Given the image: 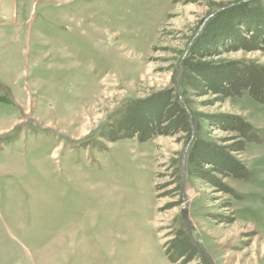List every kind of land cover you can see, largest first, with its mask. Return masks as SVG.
Segmentation results:
<instances>
[{
  "label": "rangeland",
  "instance_id": "obj_1",
  "mask_svg": "<svg viewBox=\"0 0 264 264\" xmlns=\"http://www.w3.org/2000/svg\"><path fill=\"white\" fill-rule=\"evenodd\" d=\"M249 1L0 0V264H264V104L197 96L181 76L196 33ZM225 51L196 60L264 66L263 50ZM176 85L190 110L239 115L259 137L236 155L250 177L224 179L236 197L187 160L182 181L184 134L102 136L123 104ZM181 230L188 263L168 256Z\"/></svg>",
  "mask_w": 264,
  "mask_h": 264
},
{
  "label": "trees",
  "instance_id": "obj_2",
  "mask_svg": "<svg viewBox=\"0 0 264 264\" xmlns=\"http://www.w3.org/2000/svg\"><path fill=\"white\" fill-rule=\"evenodd\" d=\"M224 49L225 52L264 51V0H251L215 15L190 45L182 61L181 74L184 85L197 96L211 93L216 101H222L248 92L264 104V66L253 61L214 64L196 60L199 56L220 55ZM185 101L189 105L188 100ZM191 112L192 121L176 89L165 88L141 99H131L119 107L110 124L103 129L102 136L109 141L136 137L145 142L156 135L184 134L188 141L192 140L187 154L189 172L236 197L224 179L250 177L249 170L236 155L249 143L258 142L259 137L252 125L239 115L212 116L197 114L192 109ZM203 119L234 133L232 139L224 140L232 142L219 144L203 136ZM169 246L168 256L174 261L182 259L188 263L197 254V247L184 230L179 231Z\"/></svg>",
  "mask_w": 264,
  "mask_h": 264
},
{
  "label": "water",
  "instance_id": "obj_3",
  "mask_svg": "<svg viewBox=\"0 0 264 264\" xmlns=\"http://www.w3.org/2000/svg\"><path fill=\"white\" fill-rule=\"evenodd\" d=\"M198 32H199V31H198ZM198 32L196 33V35L192 38L191 42L189 43V45H188V47H187V51H186V53L189 51L190 45L192 44L193 40L197 37ZM185 55H186V54H185ZM175 88H176V90H177V92H178V94H179V98H180L181 102L183 103V105H184V107L187 109V111L189 112L190 120L192 121L193 114H192V112H191V110H190L188 104L186 103L185 99L182 97V95H181L180 92H179V85H176ZM192 130H193V132H192V137H193V135H194V127H193ZM189 146H190V144L187 145V147H186V149H185V152H184V158H183V174H182L183 178H182V181L184 180V176H185V174H186V170H185V162H186V160H187V152H188V150H189ZM183 213H184V220H185V222H190V221H189V218H188V215H187V213H188L187 206H186V208L184 209V212H183ZM189 224H190V223H189ZM187 228H188V229L191 228L190 225H187ZM189 232H190V235H191V234H192L191 230H190Z\"/></svg>",
  "mask_w": 264,
  "mask_h": 264
},
{
  "label": "bare ground",
  "instance_id": "obj_4",
  "mask_svg": "<svg viewBox=\"0 0 264 264\" xmlns=\"http://www.w3.org/2000/svg\"><path fill=\"white\" fill-rule=\"evenodd\" d=\"M190 199V198H189Z\"/></svg>",
  "mask_w": 264,
  "mask_h": 264
}]
</instances>
